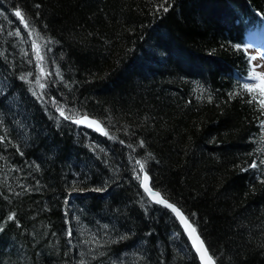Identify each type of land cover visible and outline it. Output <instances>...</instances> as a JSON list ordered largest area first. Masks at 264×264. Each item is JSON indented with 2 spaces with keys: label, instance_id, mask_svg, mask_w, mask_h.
Here are the masks:
<instances>
[{
  "label": "trees",
  "instance_id": "trees-1",
  "mask_svg": "<svg viewBox=\"0 0 264 264\" xmlns=\"http://www.w3.org/2000/svg\"><path fill=\"white\" fill-rule=\"evenodd\" d=\"M261 26L264 0H0V264H200L141 164L217 264H264Z\"/></svg>",
  "mask_w": 264,
  "mask_h": 264
},
{
  "label": "water",
  "instance_id": "water-1",
  "mask_svg": "<svg viewBox=\"0 0 264 264\" xmlns=\"http://www.w3.org/2000/svg\"><path fill=\"white\" fill-rule=\"evenodd\" d=\"M86 118V119H85ZM77 120H80V121H83L81 123H76L74 121H77ZM72 123L74 124H77V125H80V126H83V127H91L93 129L96 130L97 127H99V124H98V121L94 118H91L89 116H82L80 118H74L71 120ZM95 122V123H93ZM145 174L148 176V187L155 193H159L160 194V198L164 199L167 201L168 204H171L173 205L178 211L179 213L185 218V220L187 221V225L185 223H183L181 221V218L180 216H177V214L175 212H173L170 208H168L166 205L164 204H160V203H157L155 202V200L153 199V197H150L148 195V193L145 191V188H144V183H143V178L145 176ZM141 188L142 190L146 193V195L148 196V198L153 201L154 203H157L159 204L160 206L164 207L165 209L169 210L175 217L176 219L178 220V222L180 223L186 237L188 238L189 242H190V245L192 246L198 260H199V263L200 264H204V262L201 260V253L197 251V246L199 244V241H202L203 242V246H204V249L207 250V255L210 256L212 258V261H213V264H217L216 261L214 260V258L211 256V253L206 245V243L203 241V239L201 238V236L199 235L198 231L196 230V228L192 225V223L187 219L186 215L183 213V211L178 207L176 206L175 204H173L172 202L168 201L167 199L164 198V196L162 195V193L160 191H158L157 189H155L152 185V179L150 177V175L147 173V172H143V175H142V180H141ZM192 229H195V232L193 233L191 230ZM196 237H199V241H196ZM195 241V243H194Z\"/></svg>",
  "mask_w": 264,
  "mask_h": 264
},
{
  "label": "snow or ice",
  "instance_id": "snow-or-ice-1",
  "mask_svg": "<svg viewBox=\"0 0 264 264\" xmlns=\"http://www.w3.org/2000/svg\"><path fill=\"white\" fill-rule=\"evenodd\" d=\"M161 7H163V5H161ZM163 10L166 12V11H168V8H164ZM15 15L17 17H19L21 20L24 19L21 11H19V10L16 11ZM25 26L27 27V25H25ZM36 53H37V58L38 59H42V57L39 56V48H36ZM253 59H254V57H253ZM252 78L253 79H257V77L255 75ZM244 87L249 92H255L256 91V88L255 87H250L247 84H245ZM260 91H261V93H264V84H261ZM253 99H255V96L253 97ZM260 104H261L262 107H264V99L260 100ZM60 115L61 116H64L63 110L60 111ZM74 122L81 123L83 121L77 120V121H74ZM93 123H95V122H93ZM143 167H144L143 164H141V170H143ZM252 167H256V165L253 164ZM138 179H139V177H138ZM148 179H149L148 176L145 174V176L143 178V183H144L145 191L148 193V195L150 197H153V199L155 200V202L160 203V204H164L168 208H170L173 212H175L177 214V216H180L181 221L187 225V221L185 220V218L179 213V211L173 205L168 204L166 200L160 198V194L159 193L153 192L148 187V183H147L148 182ZM191 231L194 233L195 232V229H192ZM196 241H199V237H196ZM194 243H195V241H194ZM197 251L201 253V260L204 262V264H213L212 258L207 255V250L204 249V246H203V242L202 241H199V244L197 246Z\"/></svg>",
  "mask_w": 264,
  "mask_h": 264
},
{
  "label": "rangeland",
  "instance_id": "rangeland-1",
  "mask_svg": "<svg viewBox=\"0 0 264 264\" xmlns=\"http://www.w3.org/2000/svg\"><path fill=\"white\" fill-rule=\"evenodd\" d=\"M245 50L250 57L252 77L254 75L257 77V79L250 78L251 84L260 89L261 84H264V36L251 41Z\"/></svg>",
  "mask_w": 264,
  "mask_h": 264
},
{
  "label": "bare ground",
  "instance_id": "bare-ground-1",
  "mask_svg": "<svg viewBox=\"0 0 264 264\" xmlns=\"http://www.w3.org/2000/svg\"><path fill=\"white\" fill-rule=\"evenodd\" d=\"M261 18V17H260ZM50 41V42H49ZM53 43H55L54 41H51L50 39H48V40H46V42H45V44H46V46L48 47V46H52L53 45Z\"/></svg>",
  "mask_w": 264,
  "mask_h": 264
}]
</instances>
